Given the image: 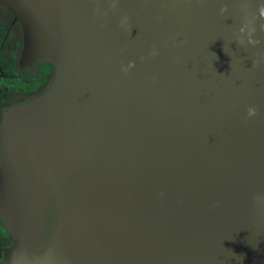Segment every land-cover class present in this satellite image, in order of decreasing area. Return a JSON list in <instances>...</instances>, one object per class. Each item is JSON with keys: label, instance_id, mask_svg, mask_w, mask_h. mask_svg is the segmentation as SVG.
I'll list each match as a JSON object with an SVG mask.
<instances>
[{"label": "water", "instance_id": "obj_1", "mask_svg": "<svg viewBox=\"0 0 264 264\" xmlns=\"http://www.w3.org/2000/svg\"><path fill=\"white\" fill-rule=\"evenodd\" d=\"M0 7L55 69L0 124V264H264V0Z\"/></svg>", "mask_w": 264, "mask_h": 264}, {"label": "flooded vegetation", "instance_id": "obj_2", "mask_svg": "<svg viewBox=\"0 0 264 264\" xmlns=\"http://www.w3.org/2000/svg\"><path fill=\"white\" fill-rule=\"evenodd\" d=\"M22 32L11 14L0 7V124L4 112L43 93L54 79V66L44 60L21 59ZM11 238L0 219V254Z\"/></svg>", "mask_w": 264, "mask_h": 264}, {"label": "clouds", "instance_id": "obj_3", "mask_svg": "<svg viewBox=\"0 0 264 264\" xmlns=\"http://www.w3.org/2000/svg\"><path fill=\"white\" fill-rule=\"evenodd\" d=\"M134 66V64H129V67H133ZM125 71H127V69H125ZM257 114V109L255 108V107H250L249 109H248V116L249 117H253V116H255Z\"/></svg>", "mask_w": 264, "mask_h": 264}]
</instances>
